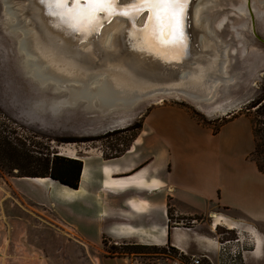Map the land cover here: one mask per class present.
Here are the masks:
<instances>
[{"label": "crops", "instance_id": "crops-1", "mask_svg": "<svg viewBox=\"0 0 264 264\" xmlns=\"http://www.w3.org/2000/svg\"><path fill=\"white\" fill-rule=\"evenodd\" d=\"M254 150L248 117L226 119L213 130L184 106L158 103L122 153L81 157L76 188L48 176H8L0 188V251H7L0 259L26 263L29 257L21 250L28 247L13 243L16 222L11 218L26 224L33 215L39 225H58L83 264L170 263L157 255H104L103 237L117 244L169 245L177 258L196 256L200 264H264V173L252 157ZM7 206L20 215H6ZM194 215L207 217V232L196 224L181 225ZM217 225L246 239L236 262L221 252L212 233ZM37 243L36 249L43 247ZM30 258L27 262L40 264L38 256Z\"/></svg>", "mask_w": 264, "mask_h": 264}, {"label": "rangeland", "instance_id": "rangeland-1", "mask_svg": "<svg viewBox=\"0 0 264 264\" xmlns=\"http://www.w3.org/2000/svg\"><path fill=\"white\" fill-rule=\"evenodd\" d=\"M224 1L227 3L228 0H223V3L219 4L217 7H213L211 12L218 8L221 10L222 7L228 8V12L230 13L227 19L232 21L230 23L231 25L233 23V25L237 27L235 29L236 32H233V36H229V38L232 37L236 45L242 44V47L239 46V51L235 54V58H233L234 62L242 63L239 66L240 68H238L239 70L237 69L239 84L236 85L235 92L232 91L233 95H231L230 99V101L236 102L233 106L225 110H219L210 116H206L194 105L184 99L166 98L159 102L145 103L134 115L124 119L123 124L118 127L114 126L106 129L99 127L94 130L93 127L87 128L79 123H67L65 125L64 120L59 121L57 124L54 120L52 121L47 117L39 118L30 112L28 106V91L25 87L22 89L21 86L16 85L8 73L9 59L12 58L6 49L7 47L10 49V46L7 45L0 30V130L4 131L3 133H6L12 143L17 144L16 146L18 148H21L23 151L33 156L52 158L54 155H60L81 160V157L88 153H99L106 158L129 146L139 131V129H133V126L142 122L145 114L152 106L158 103L177 104L189 109L195 117L196 115L194 112H197L202 117L197 116L196 118L200 121H202L201 119L207 121L208 123L205 124L213 128L219 127L221 123L229 118L231 119L242 115L248 117L252 123L255 145H257L256 150L252 153V157L264 164V44L251 33L246 4L241 2L243 0H237L236 6L243 3L244 8L240 5L236 8L235 4L231 6L230 3L225 4ZM240 7L242 9H240ZM234 8L237 10L240 9L241 15L236 13ZM259 10L264 12V8L260 7ZM226 13V11H223V14L226 15ZM223 14L221 13L219 15ZM230 14L233 15L230 16ZM237 15L239 16L238 19L236 18ZM244 20L246 21L243 22ZM242 22L244 23L243 25L241 24ZM260 22L261 21L258 20L255 24L261 36H264V29ZM244 64L247 65H245V69L242 68ZM65 121H69V119H65ZM17 163L22 164L25 163V161H18ZM18 173L16 168L13 169L12 167H8V165L5 166L0 161V188L4 187L3 181L6 180L8 176L17 175ZM7 193L9 192L7 191ZM5 211L6 215L9 216L20 215V211L16 210L14 207L7 206L4 212ZM43 218L46 221H50L47 217L43 216ZM11 219V222H16L12 224L15 232L13 243L20 244L19 242H24L27 244V247L30 248L21 250L26 252V255L29 257L26 259L25 264H31L27 261L31 260L30 257L35 256L39 257L38 260L40 264L84 263L80 261V252L78 250L68 248L66 241L68 237L60 235L61 233H59L57 229L58 225L56 228L50 227L46 223L39 225L33 215L30 217L27 216L29 222L26 224H18L17 218ZM191 220L194 221L191 223ZM191 224H196L197 228L203 229L206 232L211 227V223L207 217L201 215L190 216L189 220L184 221L181 225ZM27 230L29 233L26 232ZM212 233L217 235L219 240L225 238H240L242 242L246 241L243 236L236 234L235 230L228 229L223 225H217ZM72 235L70 236L75 237ZM70 239L72 240V238ZM37 241L42 242V248L36 249V245L38 244ZM110 246H113L114 249L110 248ZM60 247L62 248L60 249ZM125 247L126 246L120 243L117 244L107 240L106 245H103L104 251H102V254L108 256L123 254L143 256L157 255L165 259L167 263H169L171 259L177 258L167 247H165L166 250L164 252L153 254L152 252L147 253L146 250H143L144 252L142 253H137L129 249L130 252H126L127 249H125ZM13 251H18L19 253V249H13ZM6 253V249H2L0 251V257H3ZM93 255H95L94 250L92 252V256ZM6 262L7 261L3 258L0 259V264H8ZM151 262L156 264L154 260ZM19 263L24 264L23 261L19 262L18 259H14L11 264Z\"/></svg>", "mask_w": 264, "mask_h": 264}, {"label": "bare ground", "instance_id": "bare-ground-1", "mask_svg": "<svg viewBox=\"0 0 264 264\" xmlns=\"http://www.w3.org/2000/svg\"><path fill=\"white\" fill-rule=\"evenodd\" d=\"M3 1L5 3L7 13L13 18L12 20H9L11 29L19 30L20 32L15 38V48L21 54L20 62H22L24 72H26L33 79L29 81L28 78L18 75L16 73V66L14 67L13 59H9L10 61L7 70L15 84L25 87L30 93L31 88H33L36 90V93L40 95L46 91V88L48 85H50L49 82H51V85H53L52 88H56L57 91L54 92H58L63 88H67V97L72 99V103L79 104L81 106H87L88 104L89 106L94 107L95 110L91 111L94 114L92 117L85 119L83 116H81V114L77 116V118L75 117V120H77L76 123L84 125L87 128H91L87 126L91 122L98 125L97 127H93L94 130L98 129L99 127H104L106 129L114 126L118 127L123 124L124 120H119L108 124L107 126H103L105 123L102 121V117L108 114L110 116L117 114V112L114 113L115 106L118 107L120 104H122V106H124L123 109L125 110L132 106L130 104L136 102V97L131 93L133 89L129 87L131 82L121 78L119 75L122 73V71H125V69H123L124 61L130 60L138 54L139 59H143L146 63L151 64V67L155 66L156 64L155 55L149 54L147 52L133 51L132 48L125 42L122 44L123 49L125 50V56L119 55V47L116 46L114 48V34L120 30L124 22L112 20L110 23V27H108L110 30H108L101 41L102 44L105 43L106 46L104 48H106L108 51L103 53L99 50V43L95 41L96 37H89L83 40L85 42H82V45H80L79 49L77 47L72 48V43L76 44L81 41L77 40L76 35L55 27L54 25L57 22L45 14L42 6L36 4L37 7H39V10L37 11L39 18V28H35L34 26L30 25V20H18V8L13 6L9 0ZM190 1L192 2L193 0ZM211 1L213 2V0H198V2H196L192 10V25L196 28H200L202 25L205 26L206 33L200 35V41L202 44L205 42L206 36H208L211 42L214 39L215 43L219 45L218 49L222 56V62L221 65L217 64L212 67L211 72L213 73L217 70V67H220V70L226 75L215 77V75L209 76V74H206L205 72L198 76H191L189 74L187 75V78L192 79L193 81L191 90L188 91L192 94L189 93L190 95H188L190 97H200L203 102H212L210 99L217 95L218 88L220 87H222L227 92V88L230 87V82L235 80V76L227 72L229 54L227 43L215 32V25L213 26L211 23L210 16L205 14L203 11V8L206 6V4ZM246 1L249 2V0ZM110 18L108 20H110ZM121 18L122 17H116V19ZM141 20H137L138 22L135 21L137 28L143 26L142 25L139 27L137 25L141 24ZM125 22L126 26L123 28V32L125 29L131 32L132 29L130 23L126 19ZM221 23L222 20L218 21L216 25L218 24L220 27ZM186 28L188 27L186 26ZM39 29L41 30L42 34L38 31ZM189 31L191 30L188 29V32ZM190 37V33H188V60L193 57L192 49L195 46L193 41L190 42ZM87 41H91V43L89 44ZM187 55L181 60L182 62L187 60ZM85 57H87L86 63L83 62ZM159 60L161 65L164 64L168 67H173L174 65L173 63H169L161 59ZM188 60L186 62H188ZM107 64L114 66V70L110 73V75H108L109 71H92L93 68H100L99 65L105 67ZM92 74H95L98 77H91ZM72 82L77 86H70ZM91 85H95L94 88H92ZM171 96L181 97L189 100L201 109L205 107L202 105L203 102L201 100L198 101L200 98H190L185 94L184 91L179 92L175 90L172 92ZM159 101H162V99H159L156 102ZM65 102L66 100L63 98V103ZM59 104L60 99L55 100L54 105L51 106V108H55L59 106ZM62 110L63 106L59 107L57 112L58 117L63 115L61 112H59ZM69 116H71L72 119L74 118L73 114ZM216 222L217 220L215 219L214 223Z\"/></svg>", "mask_w": 264, "mask_h": 264}, {"label": "water", "instance_id": "water-1", "mask_svg": "<svg viewBox=\"0 0 264 264\" xmlns=\"http://www.w3.org/2000/svg\"><path fill=\"white\" fill-rule=\"evenodd\" d=\"M13 6L18 8V20H30L31 21V26H34L35 28L38 27V15L37 11L39 10V7H37L36 3L34 0H9ZM223 0H213V2H208L206 6L203 8V11L205 14H208L210 16L211 23L213 26L215 25V32L223 38L226 43H227V48H228V65H227V72L235 76V80L233 82H230V87L224 90L222 87L218 88L217 95L210 100L212 102H203L200 97H190L189 95L192 94L188 92L191 90L192 86V79H188L187 75H202L203 72L206 74H209V76L215 75L217 76H224L226 74L223 73V71L220 70V67H217V70L214 71L213 73L211 72L212 67L215 65L219 64L221 65L222 62V56L220 54V51L218 49L219 45L215 43V40L213 39L212 42L209 40V37L206 36L205 42L202 44L200 41V35L206 33L205 26L202 25L200 28H196L192 25L193 19H192V10L194 8V5L198 0H193L192 2L189 0V6H188V12L186 16V22H185V31L186 34L190 33V42L193 41L195 43L194 48L192 49V55L190 60H188V55H187V60L188 62L184 61H179V62H173V67H168L164 64L161 65V62L159 58L156 57L155 59V66L151 67V64L146 63L143 59H139V55L137 54L134 58H131L128 61H124V67L125 71L121 74V78L125 80H129L131 83L129 87H131L132 94L133 96L136 97V102H133L131 107L128 109H123L124 106L120 104L118 107L115 106L114 113L117 112V114L110 116L105 115L102 118V121L105 123L103 126H107L108 124L114 123L119 120H124L127 119L128 117H131L134 115L145 103L147 102H156L159 99L165 100L166 98H174V99H184L181 97H175L171 96L172 92L177 90V91H184L185 94L190 97V98H200L198 101H202V105L205 106L204 108H198L195 104L192 102L188 101L192 105H194L198 110H200L202 113H204L206 116H210L219 110H225L228 107L233 106L236 102L230 101L232 91L235 92V87L237 84H239V79H238V73H237V68L242 64L241 62H234L235 54L238 53L239 51V46L242 47V44L239 45L235 43L232 37L229 38V36H233V32H236L235 25H230L232 22L231 20H228L227 18L229 17L228 8L227 7H222L220 10L219 8L212 11V7H217L219 4L223 3ZM237 0H228L227 3H230L231 6L237 4ZM191 2V3H190ZM241 2H244L246 4V10H247V15L249 17V23H250V28H251V33L255 38H257L259 41H261L264 44V36H261V33H259V30L256 27V22L260 20V24L262 25V28H264V12L260 11L259 8H264V0H243ZM248 2V5H247ZM225 4H227L224 1ZM252 3V4H251ZM244 8L243 3L239 4ZM236 8H238V6ZM240 9H242L240 7ZM240 9L237 10L234 8L235 12L241 15ZM226 11V15L223 14V11ZM222 11V12H221ZM223 15H219V14ZM233 14H230V16ZM142 18V20H141ZM236 18L238 19L239 16L237 15ZM241 18V17H240ZM12 16L7 13L6 8H5V3L3 0H0V30L2 35L4 36V40L6 41L7 45L10 46V49L7 47L6 51L9 52L11 58L14 61V67L16 66L17 69V74L20 75L21 77H26L28 80H33L26 72H24V67L22 65V62H20L21 59V54L18 52V50L15 48V38L16 35H18L20 32L19 30H14L11 29L9 25V20H12ZM143 19H144V14L141 13L137 18L136 21L141 20V24H137L139 27L143 25ZM227 19V20H226ZM112 20H116L117 22H124L122 27L118 32H115L114 37V48L117 46L119 47V55L120 56H125V50L123 49V42L117 43V40L119 39L120 35L123 33V28L126 26L125 19L122 17L121 19H116V17H111L110 20H107L104 25L102 26L100 30V34L95 38V41L99 43V50L101 52H106L108 51L106 48H104L106 45L105 43L102 44V38L106 35L108 30H110V23ZM221 26L219 27L218 24L216 23L218 21H221ZM137 21V22H138ZM244 20L243 22H245ZM241 23L242 25L244 23ZM37 25H36V24ZM187 23V24H186ZM186 26L188 28H186ZM188 29L191 30L188 32ZM239 29V28H238ZM41 32V30H38ZM42 34V32H41ZM81 41L78 43H72L71 47H77L78 49L80 48V45H82ZM87 43H91V41H87ZM93 46V45H92ZM127 54V53H126ZM241 54V53H240ZM138 64V65H136ZM101 68H93L92 71L95 72H101V71H109L108 75H110L111 72L114 70V66H111L107 64L105 67L99 65ZM246 68L245 64L244 67ZM197 70V71H195ZM91 77H98L95 74H92ZM214 78V77H212ZM34 82V81H33ZM38 83V82H36ZM50 85L46 88V91L40 95L36 93V90L31 88V93L28 91L29 97H28V106L30 112H32L35 116L39 118H49L52 121L54 120L57 124L59 121L64 120V124L66 125L67 123H75L77 120H75V117L83 116V118L88 119L89 117H92L94 114L91 111H94V107H91L87 104V106H81L79 104L72 103V99L67 97V88H63L58 92L56 88H52L53 85H51V82H49ZM67 85V84H66ZM195 85V84H194ZM20 86V85H18ZM70 86L76 87L77 85L75 83H71ZM95 85H91L92 88H94ZM23 88V87H22ZM190 93V94H189ZM63 94V95H60ZM189 94V95H188ZM66 96V97H65ZM195 96V95H193ZM63 98L66 100L65 103H63ZM60 99V104L59 106L55 108H51V106L54 105L55 100ZM197 100V99H196ZM216 102V103H215ZM211 103V104H210ZM74 104V105H73ZM126 105V103H125ZM63 106V110L59 111L61 112L62 116L58 117L57 112L59 107ZM68 107V108H67ZM67 108V109H66ZM73 114L74 118L72 119L71 115ZM69 116V117H68ZM68 118L71 121H65V119ZM116 120V121H115ZM71 125V124H69ZM87 126L89 127H94L98 126L94 123H89ZM104 128V127H103ZM102 128V129H103Z\"/></svg>", "mask_w": 264, "mask_h": 264}, {"label": "snow or ice", "instance_id": "snow-or-ice-1", "mask_svg": "<svg viewBox=\"0 0 264 264\" xmlns=\"http://www.w3.org/2000/svg\"><path fill=\"white\" fill-rule=\"evenodd\" d=\"M54 26L76 35L78 41L97 37L110 17H123L131 26L117 43L125 42L133 51L147 52L169 63L187 55L185 22L189 0H35ZM144 14L143 26L136 18ZM87 57L83 62L86 63Z\"/></svg>", "mask_w": 264, "mask_h": 264}, {"label": "trees", "instance_id": "trees-1", "mask_svg": "<svg viewBox=\"0 0 264 264\" xmlns=\"http://www.w3.org/2000/svg\"><path fill=\"white\" fill-rule=\"evenodd\" d=\"M194 114L196 117H202L197 112ZM203 123H208L207 121L201 119ZM141 123L133 126V129H140ZM218 127L213 128L216 130ZM0 130V161L3 165H8V167L16 168L19 172L18 176H29V177H44L48 176L58 182L72 188H76L78 186L79 174L81 170V160L63 157L60 155H54L52 158L49 157H37L33 156L26 151H23L21 148H18L13 144L12 141L8 138L6 133ZM127 147L118 151L112 156H117L122 153ZM257 145H255V150ZM20 149V150H19ZM258 169L264 173V164L260 163L256 159H254ZM18 161H25V163L19 164ZM107 239L102 238L103 245H106ZM123 246H126V252H144L146 250L147 253H160L164 252L165 247H157V246H148L143 244H138L134 242H124ZM113 248V246H110ZM168 250L172 252L174 255H177V250L171 246H167ZM130 249V250H129ZM129 250V251H128Z\"/></svg>", "mask_w": 264, "mask_h": 264}, {"label": "built area", "instance_id": "built-area-1", "mask_svg": "<svg viewBox=\"0 0 264 264\" xmlns=\"http://www.w3.org/2000/svg\"><path fill=\"white\" fill-rule=\"evenodd\" d=\"M219 247L224 256L231 262H236L241 254L245 251V244L247 241L242 242L240 238H225L219 240ZM199 257L190 256L188 259L173 258L169 264H200Z\"/></svg>", "mask_w": 264, "mask_h": 264}]
</instances>
